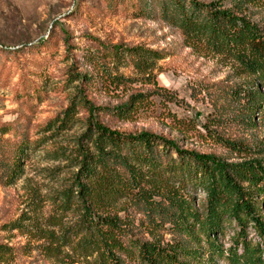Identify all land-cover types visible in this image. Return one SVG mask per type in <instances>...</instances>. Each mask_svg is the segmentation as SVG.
<instances>
[{
  "label": "rangeland",
  "instance_id": "rangeland-1",
  "mask_svg": "<svg viewBox=\"0 0 264 264\" xmlns=\"http://www.w3.org/2000/svg\"><path fill=\"white\" fill-rule=\"evenodd\" d=\"M220 7L264 34V0H223ZM255 89L262 91L236 61L163 20L160 0H0V138L19 143L20 165L7 184L0 164V264H113L101 263L78 191L85 156L99 154L96 121L122 133L162 135L181 150L227 163H264V112L252 115L248 106ZM133 97L130 112L119 113ZM158 151L154 167L130 159L142 186L151 193L175 189L204 214L206 193L174 170L173 152ZM112 166L130 180L123 166ZM115 188L94 217H118L128 239L187 243L137 190ZM261 209L264 218V200ZM237 231L233 221L223 223L217 240L224 249ZM247 235L259 243L251 226Z\"/></svg>",
  "mask_w": 264,
  "mask_h": 264
},
{
  "label": "trees",
  "instance_id": "trees-1",
  "mask_svg": "<svg viewBox=\"0 0 264 264\" xmlns=\"http://www.w3.org/2000/svg\"><path fill=\"white\" fill-rule=\"evenodd\" d=\"M222 1L205 5L195 0H160V11L163 20L180 29L186 39L203 44L213 54L236 61L242 67V72L253 76L264 92V34L246 18L222 9ZM39 48L33 47L32 50ZM105 48L117 51L126 49L124 46ZM116 80L124 81L121 78ZM262 91L255 89L249 92L248 106L252 115L257 110L264 112ZM138 96L144 98L142 94L135 98ZM135 98L120 108L119 113H129ZM95 125L99 134L96 143L99 154L96 159H90L89 154L85 156L78 191L85 214L90 217V228H93V235L97 238L92 239L101 263L107 260L113 264H123L119 256H125L138 264H216L218 261L225 264H264V218L261 209L264 200L263 162L227 163L215 156L181 150L175 141L162 135L146 131L140 134L122 133L99 121ZM18 145L13 139L0 138V164L5 169L2 178L7 184H12L19 176ZM107 146L113 151L105 152ZM158 147L162 148L164 154L173 152L177 160L172 165L175 166L174 170H179L195 188L206 193L204 214L192 209L175 189L151 193L142 186V176L130 159L144 161L154 167ZM115 164L128 171L130 180L122 181L117 169L112 166ZM115 182L123 191L137 190L146 207L163 213L160 216L166 217L164 223L170 224L169 231L184 235L187 243L175 241L171 245L161 246L157 242L128 239L118 217H94L96 206L118 192ZM153 197H160L166 205L160 206ZM226 221H233L238 231L232 238V245L224 249L217 235L223 233V223ZM248 226L253 228L259 243L248 239ZM0 248L1 252L3 247Z\"/></svg>",
  "mask_w": 264,
  "mask_h": 264
}]
</instances>
